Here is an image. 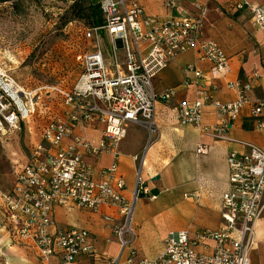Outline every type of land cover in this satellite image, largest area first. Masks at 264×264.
Returning a JSON list of instances; mask_svg holds the SVG:
<instances>
[{
	"label": "built area",
	"instance_id": "1",
	"mask_svg": "<svg viewBox=\"0 0 264 264\" xmlns=\"http://www.w3.org/2000/svg\"><path fill=\"white\" fill-rule=\"evenodd\" d=\"M98 3L103 21L85 29V37L108 35L111 60H106L99 46L83 53L78 86L73 91H60L69 107L68 119L45 123L40 140L29 148L26 162L16 168L13 187L0 195L12 242L33 248L41 261L59 255L62 261L73 262L80 255L94 254L87 230L53 225V209L69 204L91 211L103 205L116 207L120 222L114 233L121 252L127 249V261H131V243L136 237L132 222L135 203L148 190L137 170L132 198L122 193L125 184L117 176L119 141L129 124L144 127L148 140L158 132L155 105L168 103L174 90L155 93L152 79L179 53L197 50L201 59L211 62L212 75L230 70L229 58L220 46L203 37L200 19L150 15L138 0ZM168 6L173 7L174 1L169 0ZM248 8L254 24L264 30V10L254 4H248ZM193 73L197 78L204 77L199 70ZM257 78L254 71L246 82L236 83L238 97L233 101L221 102L205 92L202 98L176 104L172 107L174 117L182 124H195L222 137L241 108L250 104L255 129L264 132V98L251 102L245 94ZM36 93L25 90L0 67V134L19 130L21 122L37 112ZM207 103L220 118L214 125H202V107ZM89 122L102 125L97 144L74 133L75 123ZM244 147V152L231 151L227 157L229 186L221 196L223 225L217 230L200 229L193 238L186 231H172L159 255L136 264H249L250 235L264 206V144L245 143ZM104 152L112 153V161L94 178V166L85 161L84 155L98 157ZM207 240L215 243L212 251L195 250ZM110 261L118 264L119 256Z\"/></svg>",
	"mask_w": 264,
	"mask_h": 264
},
{
	"label": "crops",
	"instance_id": "2",
	"mask_svg": "<svg viewBox=\"0 0 264 264\" xmlns=\"http://www.w3.org/2000/svg\"><path fill=\"white\" fill-rule=\"evenodd\" d=\"M172 1L173 7L168 6L169 0H138V3L150 15H184L200 19L203 37L220 46L229 58L230 70L224 75H212L211 62L201 59L197 50L179 53L152 79L155 93L174 90L168 104L158 102L155 105L156 139L142 151L147 130L129 124L127 136L118 144L117 176L125 184L122 193L132 198L137 170L148 190L135 203L132 222L136 237L131 243L134 249L131 261H127V249L121 252L114 233V227L120 222L114 206L103 205L98 211L70 204L53 209L51 218L55 227L85 229L93 245L94 254H83L73 262H64L59 255L41 261L33 248L13 243L5 226V209L0 205V229L4 232L0 237V253L4 255V264H111L110 258L115 256H119L118 264H136L159 255L172 231H186L193 238L200 229L217 230L223 225L221 196L229 186L228 154L244 152L245 143L263 145L264 132L255 129L250 104L241 108L222 137L201 126L178 122L171 107L202 98L205 92L221 102L233 101L238 97L236 83L246 82L254 71L258 72V78L245 94L251 102L264 98V30L254 24L248 8V4H254L264 10V0ZM239 3L243 7L237 8ZM193 70L201 71L204 77L197 78ZM219 121L216 109L205 104L202 125H214ZM74 133L97 144L102 137V125L79 123ZM84 159L94 166V178H97L99 170L111 163L112 153L104 152L98 157L85 154ZM107 216L111 219L106 220ZM250 236L249 264H264V208L254 221ZM214 244L213 240H207L196 245L195 250L210 252Z\"/></svg>",
	"mask_w": 264,
	"mask_h": 264
},
{
	"label": "rangeland",
	"instance_id": "3",
	"mask_svg": "<svg viewBox=\"0 0 264 264\" xmlns=\"http://www.w3.org/2000/svg\"><path fill=\"white\" fill-rule=\"evenodd\" d=\"M72 2L11 0L0 3V67L25 90L37 91L34 99L38 101L37 112L21 122L19 130L0 134V195L13 187L14 172L26 162L29 148L40 140L45 123L68 119L69 107L60 91H73L78 86L83 53L99 46L106 60H111L110 37L104 33L97 38L85 37L89 25L85 19L70 18ZM118 55L121 57L122 52L118 51ZM155 139L154 135L148 140L147 135L142 151ZM2 203L0 197L1 206ZM3 234L0 229V237ZM3 256L0 253V264L5 263Z\"/></svg>",
	"mask_w": 264,
	"mask_h": 264
},
{
	"label": "trees",
	"instance_id": "4",
	"mask_svg": "<svg viewBox=\"0 0 264 264\" xmlns=\"http://www.w3.org/2000/svg\"><path fill=\"white\" fill-rule=\"evenodd\" d=\"M11 0H0V3ZM71 19H85L89 25L87 28L102 23L103 16L98 0H73L69 8Z\"/></svg>",
	"mask_w": 264,
	"mask_h": 264
}]
</instances>
